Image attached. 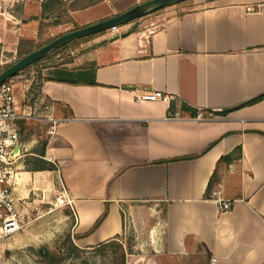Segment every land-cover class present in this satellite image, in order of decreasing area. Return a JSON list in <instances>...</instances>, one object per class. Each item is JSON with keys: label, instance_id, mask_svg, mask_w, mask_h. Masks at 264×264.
<instances>
[{"label": "crops", "instance_id": "crops-1", "mask_svg": "<svg viewBox=\"0 0 264 264\" xmlns=\"http://www.w3.org/2000/svg\"><path fill=\"white\" fill-rule=\"evenodd\" d=\"M148 1L0 0V67L41 30L83 29ZM89 44L83 67L11 81L18 112L33 116L19 121L21 215L33 192L65 193V220L95 246L125 234V214L154 204L157 264H264V99L249 104L264 96V0L171 5ZM83 73L95 84L65 82ZM154 91L177 98L133 99ZM202 110L216 120H195ZM47 115L67 120L54 136L34 121ZM218 199L232 208L220 211Z\"/></svg>", "mask_w": 264, "mask_h": 264}, {"label": "rangeland", "instance_id": "rangeland-1", "mask_svg": "<svg viewBox=\"0 0 264 264\" xmlns=\"http://www.w3.org/2000/svg\"><path fill=\"white\" fill-rule=\"evenodd\" d=\"M66 16L65 13L59 12L60 19L66 20ZM63 29L61 33L54 32L55 34L51 32L53 29L41 30L37 39L21 42L15 59L9 64H2L0 73L20 60L19 53H32L62 35L79 30V27L72 24L64 26ZM94 37L95 35L70 42L50 59L32 65L5 82L12 81L14 84L19 80L31 83L47 80L50 75L48 69L54 65L83 67L88 62L91 48L88 45H91L89 43ZM32 117L31 114L30 120ZM34 121L43 124L39 117ZM57 197L46 196L43 199L37 197L35 192L31 194L29 199L32 206L22 213V231L7 241V248L0 246V258L6 261V264H45L41 251L49 252L55 260L60 261L59 264H157L154 257L159 239L157 224L160 217L154 204L145 205L140 213L137 212L133 216L125 214V234L116 241L97 248L98 245L80 244L79 237L73 233L72 225L65 220L66 208L56 207Z\"/></svg>", "mask_w": 264, "mask_h": 264}, {"label": "built area", "instance_id": "built-area-1", "mask_svg": "<svg viewBox=\"0 0 264 264\" xmlns=\"http://www.w3.org/2000/svg\"><path fill=\"white\" fill-rule=\"evenodd\" d=\"M7 2H16V0H4ZM42 2L43 0H39ZM112 28L111 31H116ZM176 95L154 91L150 93H133V99L137 104L161 102L170 105ZM41 105L48 111L52 107L48 105L45 99L41 100ZM31 114L19 113L16 106L13 92V84L2 83L0 85V246L13 239L23 229V218L18 210L14 197L15 186L18 182L17 160L20 158V127L19 121L30 119ZM213 111H198L194 117L197 121L216 120ZM40 121L47 125V135L54 136L58 127L67 120H58L51 115L39 117ZM219 210L226 212L230 210L233 203L229 201L216 200ZM72 204L65 193L60 194L56 200V207L59 209L67 208ZM215 263V260H212Z\"/></svg>", "mask_w": 264, "mask_h": 264}, {"label": "water", "instance_id": "water-1", "mask_svg": "<svg viewBox=\"0 0 264 264\" xmlns=\"http://www.w3.org/2000/svg\"><path fill=\"white\" fill-rule=\"evenodd\" d=\"M187 1H191V0H151L142 5H137L118 16L95 23L83 29H79L74 32H70L65 35H62L61 37L53 40L48 45L26 55L18 62L11 65L9 68H7L2 73H0V85L4 83L6 80L14 77L18 73L22 72L23 70L37 63L38 61L46 58L55 50L64 47L65 45L69 44L74 40L97 35L109 31L112 28L124 26L128 23H131L147 15H150L158 10L167 8L171 5L184 3Z\"/></svg>", "mask_w": 264, "mask_h": 264}, {"label": "trees", "instance_id": "trees-1", "mask_svg": "<svg viewBox=\"0 0 264 264\" xmlns=\"http://www.w3.org/2000/svg\"><path fill=\"white\" fill-rule=\"evenodd\" d=\"M66 46H67V45H65L64 47H62V48H60V49H58V50H55V51L52 52L50 55H48L46 58H44V59L38 61L37 63H35V64H33V65H37V64H39V63H41V62H43V61H46V60L50 59L52 56L56 55L60 50L64 49ZM40 48H41V47H40ZM40 48H38V49H40ZM29 53H31V51H30V52H26V53H24V54L19 53V57L23 58L24 56L28 55ZM21 58H20V59H21ZM30 67H31V66H30ZM28 68H29V67H28ZM15 76H16V75H15ZM68 76H69V75H68ZM86 79H87V75H86V73H83V74H80V76L78 75L77 77H76V76H75V77H74V76H70L68 79H66L65 82H68V83H71V84H79L80 82H82V81H84V80H86ZM83 83H84V84H95L94 81H91V82H86V81H84ZM263 99H264V96H261V97L257 98L256 100L250 102L249 104H253V103H255V102H259V101H261V100H263ZM51 168L53 169V167H51ZM104 217H105V215L103 216V218H104ZM103 218H102V219H103ZM102 219H101V220H102ZM111 242H113V241H110V242H107V243L99 244L97 248H101V247H103V246H106V245H108V244L111 243ZM41 254H42V257H43L44 260H45V264H59V262H60V261L55 260V259L51 256V254H50L49 252L41 251Z\"/></svg>", "mask_w": 264, "mask_h": 264}]
</instances>
